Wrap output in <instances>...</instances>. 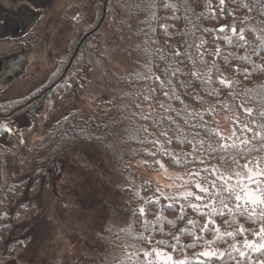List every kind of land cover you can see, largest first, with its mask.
<instances>
[{
	"label": "trees",
	"instance_id": "trees-1",
	"mask_svg": "<svg viewBox=\"0 0 264 264\" xmlns=\"http://www.w3.org/2000/svg\"><path fill=\"white\" fill-rule=\"evenodd\" d=\"M262 17L264 0H224L223 5L220 0H108L101 24L94 34L81 43L68 68L69 84L60 80L49 94L54 98V105L59 107L77 90V86L71 83L76 80L71 75L74 68L78 72L89 69L88 77L81 74V79L83 76L88 79V86L97 83L101 88V83L115 80L100 89L108 97L103 101L106 107L99 104L103 107L100 113L87 116L78 111L68 112L51 128L43 129L41 138L31 145L27 144L29 133L21 142L0 149L1 208L6 210L12 200L26 192L33 193L38 186L35 179H40L37 173L43 162L62 156L80 144L89 145L110 158L118 173L115 183L120 190L121 203L127 204L121 221L100 223L92 229L95 234L90 240L108 245L102 264H163L164 259L157 257L153 249L169 253L176 260L184 259L185 255L195 260L198 253L206 250L204 241L213 240L215 243L211 248L232 252L238 257L232 246L241 247L245 238L254 239V233L264 226V221L238 214L216 216L214 219L220 227L222 238H217V233L210 226V230L203 233V239L194 240V235H201L199 229L207 217L190 207L181 214L179 204L184 203L182 200L178 203L171 201L176 204L174 208L166 207L170 201L159 199L161 196L180 195L173 194L169 189L160 190L146 175L163 168L180 174L187 181L190 171L205 166L184 164V154L191 153L192 146L179 143L178 139H191L193 134V129L185 123L186 119H190L186 112H199L209 129L219 131L213 119L218 111H224L233 128L238 119L241 125L247 124L253 127L254 132L264 133ZM220 25L227 26L225 31H216ZM230 27H235L236 35L230 32ZM241 29L248 41L247 47L242 46L243 42L238 39ZM217 47L220 49L219 55H216ZM177 50L181 53L178 57L174 55ZM116 54H120V58L126 56L124 64L120 62L127 65L122 72L114 69ZM177 68L180 74L172 80V84L176 86L175 92L180 100L172 96V86L167 84L171 71ZM192 72L197 75L192 76ZM157 76L160 81L166 82L164 87L155 79ZM221 79L230 84L220 83ZM181 82H184L183 85ZM165 92H169L168 97L164 95ZM89 99L93 101V98ZM169 105L173 109L171 112L165 111ZM240 105L253 109L252 116L243 112ZM145 116L149 118L144 119ZM168 116L175 120V124L167 119ZM253 121L261 127L254 126ZM36 123L37 119L34 127ZM199 131L210 143L215 144L220 140L215 134ZM165 132L167 136L163 135ZM246 135L252 138V133ZM169 139L172 140L170 144ZM253 143L260 147L264 141L256 140ZM5 152L16 159L8 161L10 167L3 160ZM165 152L176 155L180 163L172 155H165ZM17 154L20 158L16 157ZM255 157H264V151L251 153L249 159ZM137 162H140V166ZM239 162L242 165L246 161ZM14 164L24 166L27 172L22 178L9 180L4 172H9ZM141 166L145 168L144 171H141ZM223 167L229 171L240 170L230 163ZM38 183L43 184L42 181ZM186 188L196 192L191 185ZM156 199H159V203L152 202ZM191 203L198 202L193 199ZM33 206V202L23 200L10 216L12 220L0 221V263L6 258L11 261L18 251L25 248L23 238L26 236L21 233L22 226L19 229L14 224L36 214ZM115 207L114 211H117L118 206ZM141 208L145 210V215H140ZM122 210L119 208L117 214H122ZM241 227L245 229L243 234L240 233ZM227 232L234 235H222ZM177 235L180 237L178 243L174 240ZM174 243H177L176 251L170 246ZM181 244L195 246L181 251ZM145 253L150 255L146 256ZM251 255L254 261L264 260V254ZM53 264H61V260L56 259ZM81 264L101 263L85 259L81 260ZM206 264L236 262L226 257L223 261L212 259ZM243 264H248V261L245 260Z\"/></svg>",
	"mask_w": 264,
	"mask_h": 264
},
{
	"label": "rangeland",
	"instance_id": "rangeland-1",
	"mask_svg": "<svg viewBox=\"0 0 264 264\" xmlns=\"http://www.w3.org/2000/svg\"><path fill=\"white\" fill-rule=\"evenodd\" d=\"M91 3L87 0L86 7L88 8ZM90 16L92 15L84 19L85 26L81 23V35L100 19L97 15L98 17L94 18V22L91 23L93 20ZM106 35L110 39L108 33ZM71 36L67 34L66 38L61 40L64 47L49 51L50 59L36 64L35 67H30L28 75L15 82L6 92L10 91L12 96L20 97L19 100L23 101L28 97L27 95L36 92L39 86L46 85V78L56 68V62L59 61L56 57L60 58L66 54L67 57L63 60L60 69L65 67L69 53L74 47L69 39ZM119 56L120 54H116L114 58L116 72H122L127 67V65L120 64V62L124 64L126 56L123 58ZM74 69L71 75L76 77V80L71 83L77 86V90L73 91V94L59 107L54 105V98L48 95L43 103L44 107L37 111V125L30 133L27 140L28 145L41 138L43 129L51 128L68 112L78 111L87 116L99 114L103 108L99 104L106 107L103 101L108 97H105L100 89L104 85L114 83L115 80L111 79L105 84L101 83V88L97 83L88 86L89 81L85 77H88L90 70L78 72L76 68ZM81 74L85 75L83 79H81ZM67 79L69 84L70 78ZM89 96L93 98V101L89 99ZM8 97L11 96L6 93L5 96H0V101ZM213 120L216 128L225 137L232 135L233 125L224 111H218ZM11 144H6L4 147L9 148ZM18 154L16 157L20 158ZM2 156L9 167L11 164L8 161L16 160L6 152ZM137 165L140 166V162H137ZM39 168L37 175H40V179H35L38 186L33 193L26 192L20 195L6 208L11 216L16 212L17 204L25 200L33 202V207L37 210L36 214L29 216L27 220H20L14 224L19 229L22 226L21 233L26 236L23 238L25 248L18 251L11 261L6 258L0 264H53L56 259H60L61 264H81V260L85 259L101 264L105 262L104 255L107 253L108 245L91 241V236L95 234L92 229L100 223L121 221L127 209V204L121 203L120 190L115 183L118 173L110 158L97 148L80 144L78 148L62 156H55L43 162ZM141 168V171H144L145 168L142 166ZM26 172L24 166L14 164L9 172L4 173L10 180L14 177L22 178ZM146 176L160 190L169 189L177 195L189 190L184 187L186 179L183 176L163 168L147 173ZM40 181L43 184H39ZM115 206H118L117 211H114ZM119 208L124 209L120 215L117 214Z\"/></svg>",
	"mask_w": 264,
	"mask_h": 264
},
{
	"label": "snow or ice",
	"instance_id": "snow-or-ice-1",
	"mask_svg": "<svg viewBox=\"0 0 264 264\" xmlns=\"http://www.w3.org/2000/svg\"><path fill=\"white\" fill-rule=\"evenodd\" d=\"M220 3L223 5L224 0H220ZM223 12V9L221 10ZM264 19V17H262ZM167 27V26H163ZM227 26H221L216 31L223 32ZM233 35H236L235 27L232 28ZM244 30L241 29L238 39L243 42L244 47H247L248 41L245 39ZM219 39V37H216ZM231 44L232 41L229 40ZM191 47V45H189ZM220 54V49L217 47L216 55ZM175 56H180L181 53L177 50L174 53ZM202 56L203 53H200ZM163 59V57H162ZM189 59H191L189 57ZM180 74V70L177 68L170 73V78L167 81L168 85L172 86V96L180 100V96L176 95L175 88L176 86L172 84V80ZM192 76H196V72L191 73ZM159 81L161 87L165 86V81H160V78L155 77ZM184 82H181L183 85ZM222 84H230L223 79L220 80ZM155 91V90H153ZM166 97L169 96V92H165ZM181 103L183 101L181 100ZM164 107V105H161ZM241 110L245 112L248 116H252L253 109L244 108L243 105H240ZM165 111L171 112L173 109L169 105ZM180 113L177 112V116ZM186 116L190 119H186L185 123L193 129L192 138L188 139H178L179 143H186L192 146L191 153L184 154V164H201L205 165L199 169H193L188 173L189 179L185 181L184 187L191 185L196 189L194 193L191 190L185 191L180 194V196H161L159 199H164L170 201L166 207L174 208L176 204L171 203V201H184V203L179 204L181 214H183L187 208H191L193 211L198 213L201 216H206L207 221L199 229L201 235L195 236L194 240L203 239V233L210 230L217 233V238H222L220 234V227L216 224L214 217L216 216H226V215H247L250 219L256 221H264V157H255L249 159V156L253 152L264 151V143L260 147H257L253 141L260 140L264 141V133L261 131H255L253 127H249L247 124L241 125L239 120L236 121V126L232 130V135L225 137L219 131L209 129L207 123L203 121V117L199 112H186ZM144 119L149 117L145 116ZM173 124L175 120L171 116L167 117ZM254 126L256 122L253 121ZM261 127V126H258ZM237 128H239V135H237ZM215 134L220 137L218 143H210L206 141L202 135L201 131ZM179 131V128H177ZM246 133H252V138L249 139ZM167 136V132L163 133ZM243 137V138H241ZM151 142V141H150ZM158 143V142H156ZM168 143H172V140L169 139ZM207 145V146H206ZM165 155H172L173 159L180 163L176 159V155L172 153L165 152ZM179 155V154H177ZM240 160H245L244 164H240ZM206 161L208 163H206ZM215 161V162H214ZM234 164L236 169L229 171L228 168L223 167L225 164ZM163 167V165H161ZM159 199L153 200V203H159ZM197 201L198 203H191L192 200ZM140 215H145V210L141 208L139 210ZM183 219V215H181ZM192 224V221H189ZM179 231V229L177 230ZM245 232L244 228H240V233ZM223 236L231 237L234 235L233 232L223 233ZM254 239L248 240L245 238L243 245L238 247L236 245L232 246L234 252L238 253V257L234 256L232 252H225L222 250H217L211 248L210 246L215 243L213 241H204L206 247L205 251H202L197 254L195 260H190L186 255L184 259L176 260L169 253L163 252L162 250L153 249L157 257H164L163 264H206V262L211 261L212 259H219L221 261L225 260L227 257L229 260L235 261L236 264H243L245 260L248 261V264H264V260H253L251 254H264V226L260 227L258 232L254 233ZM174 240L177 243L180 240V237L174 236ZM177 243L170 245L173 248V251L177 249ZM194 244L179 245L180 250L183 251L188 247H193ZM145 255H150V253H145ZM203 258V259H201Z\"/></svg>",
	"mask_w": 264,
	"mask_h": 264
},
{
	"label": "flooded vegetation",
	"instance_id": "flooded-vegetation-1",
	"mask_svg": "<svg viewBox=\"0 0 264 264\" xmlns=\"http://www.w3.org/2000/svg\"><path fill=\"white\" fill-rule=\"evenodd\" d=\"M88 1L92 3L87 8V0H0V56L14 50L38 45L41 42H43L48 55L46 59L30 62L26 66L24 74L15 79L8 87L0 90V96H5L6 93L11 96L0 101V149H4L6 144L12 143L11 145H13L21 142L24 136L31 133L34 127L33 123L37 118V111L44 107L43 103L50 94V90L60 80L68 84L67 71L84 41L81 42V37L90 31L91 33L87 36L94 34L99 21L97 20L94 26L81 35V25L84 23V19L86 16L92 15L90 17H92L91 23H93L94 18L98 16L101 18L103 6L106 14L108 0ZM100 2L101 5H99ZM67 34L72 35L69 39L74 47L65 67L60 69L63 60L67 57L66 54L60 58L56 57L59 61L56 62V68L46 78V85L39 86L37 90L35 89L36 92L27 95L28 97L23 101L19 100L20 97L12 96L10 91L6 92L15 82L28 75L30 67H35L36 64L50 59L49 51L64 47L61 40L65 39ZM75 49L77 50L73 55ZM1 207L0 205V215L3 211L7 213ZM9 218H0V221Z\"/></svg>",
	"mask_w": 264,
	"mask_h": 264
},
{
	"label": "water",
	"instance_id": "water-1",
	"mask_svg": "<svg viewBox=\"0 0 264 264\" xmlns=\"http://www.w3.org/2000/svg\"><path fill=\"white\" fill-rule=\"evenodd\" d=\"M105 5V2H104ZM105 8L103 6V13L101 18L99 19L96 27L100 25L104 18ZM224 26V25H221ZM218 26V29L221 27ZM232 28L230 27V32L232 33ZM91 33L87 32L82 38L81 42L85 39V37ZM77 49H75L73 55L75 54ZM72 55V56H73ZM48 58V55L45 51V46L43 42L38 45L22 48L19 50H14L8 52L4 55L0 56V90L8 87L15 79H17L20 75L26 72V66L32 62L33 60H43ZM0 218H9V214L6 212H1Z\"/></svg>",
	"mask_w": 264,
	"mask_h": 264
}]
</instances>
